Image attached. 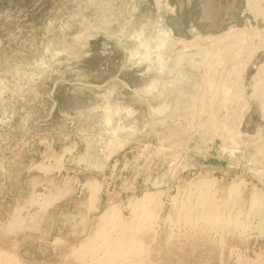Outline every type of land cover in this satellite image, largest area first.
Masks as SVG:
<instances>
[{"label": "rangeland", "instance_id": "1", "mask_svg": "<svg viewBox=\"0 0 264 264\" xmlns=\"http://www.w3.org/2000/svg\"><path fill=\"white\" fill-rule=\"evenodd\" d=\"M254 193L264 0H0V264H264Z\"/></svg>", "mask_w": 264, "mask_h": 264}, {"label": "bare ground", "instance_id": "2", "mask_svg": "<svg viewBox=\"0 0 264 264\" xmlns=\"http://www.w3.org/2000/svg\"><path fill=\"white\" fill-rule=\"evenodd\" d=\"M164 42H165V39L163 38V37H161V38H159L158 39V41L155 43V48H156V51H158L159 49H161L163 46H164ZM219 42V41H218ZM147 49H151L152 51H153V49H152V46H150L149 44H146V46H145V49H144V51H146ZM146 60H148V58L145 56V54H144V56H143ZM154 60V59H153ZM152 60V61H153ZM148 61H151V60H148ZM161 66V67H164V64H163V59H161V60H158V66ZM108 124H110V123H108ZM73 145V144H72ZM71 149V148H70ZM60 165V164H59ZM58 166V165H57ZM51 167V166H50ZM52 168H53V166H52ZM44 169H46V168H44ZM48 171V170H47ZM205 183V182H204ZM96 185V184H95ZM93 186L92 188H94L95 189V191H97V189H96V187L97 186ZM204 188V187H203ZM211 189V188H210ZM235 187L232 189V192H236L235 191ZM197 190V189H196ZM234 190V191H233ZM191 191V190H190ZM189 191V192H190ZM199 191V190H198ZM201 191V190H200ZM206 191V190H205ZM211 191V190H210ZM193 192V191H192ZM195 192V191H194ZM196 193H197V191H196ZM211 193V192H210ZM256 193V192H255ZM253 194V196H252V198H253V200H252V207L253 206H255V207H262V205L264 204V202H263V200H264V195H263V197H262V195H259V194ZM149 194V193H148ZM188 194V193H187ZM237 194V193H236ZM92 195V194H91ZM198 195V194H197ZM145 196V195H144ZM94 197H95V195H94ZM185 197V196H184ZM194 197V196H193ZM199 197V196H198ZM208 197V196H207ZM155 199V198H154ZM203 200V199H202ZM144 201H145V198L143 199L142 198V200L141 201H137V203H135V206H134V209H137V208H143V204H140L139 202H143L144 203ZM149 201V200H148ZM206 201V200H205ZM213 201H214V199H213ZM226 201V200H225ZM152 202V201H151ZM186 202V201H185ZM191 202V201H190ZM212 202V201H211ZM211 202H210V204H211ZM216 202V201H215ZM229 202V201H228ZM198 203H199V199H198ZM154 204H156V203H154ZM191 204V203H190ZM209 204V203H208ZM208 204H206V205H208ZM209 204V205H210ZM213 204V203H212ZM227 204V203H226ZM153 205V204H152ZM198 205V204H197ZM215 205V204H214ZM213 205V206H214ZM195 206H196V203H195ZM200 206V205H199ZM226 206H228V205H226ZM264 206V205H263ZM148 207V206H147ZM210 207H211V205H210ZM218 207V206H217ZM251 207V208H252ZM189 208V207H188ZM192 208V207H191ZM206 208L207 207H205L204 209H203V212H206L207 210H208V208H207V210H206ZM262 208H264V207H262ZM184 209V208H183ZM182 209V210H183ZM211 209V208H210ZM231 209V208H230ZM138 210V209H137ZM145 210V209H144ZM146 210H147V208H146ZM151 210V209H150ZM212 210V209H211ZM214 210V209H213ZM151 211H153V213H154V210H151ZM191 211V210H190ZM218 211V209H216V211L213 213L214 214V216H215V218H214V222H216L217 224H220V222H221V218L217 215V214H215L216 212ZM258 211H259V209H258ZM147 212V211H146ZM212 212V211H211ZM255 212V211H254ZM260 212H261V210H260ZM117 213V212H116ZM145 213V212H144ZM144 213H141V214H143L144 216H142V217H148L149 215L148 214H144ZM152 213V214H153ZM219 213V212H218ZM192 214V213H191ZM203 214V213H202ZM213 214H212V216H213ZM221 214V213H220ZM239 214V213H238ZM257 214V213H256ZM193 215H194V213H193ZM201 215V214H200ZM205 216V215H204ZM223 216V215H222ZM225 216H226V214H225ZM250 216V215H249ZM248 216V217H249ZM259 216H260V213H259ZM150 217V216H149ZM231 217V216H230ZM150 218H152V216L150 217ZM192 218V217H191ZM208 218H209V216H208ZM211 218V217H210ZM213 218V217H212ZM114 219H117V218H114ZM138 219V218H137ZM136 219V220H137ZM154 219V218H153ZM225 219V218H224ZM264 216H263V218H262V220L261 221H263V223H264ZM145 220H147V219H145V218H143V219H141V221L142 222H145ZM196 220V219H195ZM213 220V219H212ZM109 221V220H108ZM139 221H140V216H139ZM149 221V220H148ZM191 221V220H190ZM193 221V220H192ZM231 219H228V220H224V222H222V225H230V224H235L236 225V227H237V225H240V227L242 226V227H244V225H242V224H239V223H243V222H240V220L238 221L237 219H235V221H233V223H231ZM111 222V221H110ZM123 222V221H122ZM134 222L135 223H133V225H134V227L136 228V226H135V224L137 225V221H135L134 220ZM196 222V221H195ZM245 222V221H244ZM113 224V223H112ZM115 224V223H114ZM139 224V227L140 228H145L147 225V223H138ZM209 224V223H208ZM146 225V226H145ZM191 225V224H190ZM211 225H216V224H211ZM221 225V224H220ZM221 225V226H222ZM246 225H247V223H246ZM260 225V224H259ZM132 226V223H119V225H114L113 226V228L115 229V230H117V236H115L116 238H113V235H111L108 231H106V232H104V234H103V238L101 239L102 240V243H99V245H96L95 243H93V242H91L90 244V246H91V248L93 249L92 251H97V250H102V249H104V248H106L107 250H112V251H116V250H123V248L122 249H118L120 246H126V245H128V244H134V242H129L130 240H131V237H130V232H129V228ZM260 226H262L263 227V225H260ZM211 227V226H210ZM214 227V226H213ZM239 227V226H238ZM103 228V227H102ZM102 228H101V230H102ZM138 228V227H137ZM153 228V227H152ZM262 229V228H261ZM264 229V228H263ZM263 231V230H262ZM263 233H264V231H263ZM102 234V233H101ZM100 235V234H99ZM100 238V237H99ZM95 240V239H94ZM98 244V243H97ZM83 249H85V248H83ZM105 249V250H106ZM133 249H135L134 250V252L135 251H138V248L137 247H133ZM100 252V251H99ZM127 252H128V249H127ZM126 252V253H127ZM128 256H127V254H125V256L124 255H121L120 256V260H123V259H125V258H127Z\"/></svg>", "mask_w": 264, "mask_h": 264}]
</instances>
